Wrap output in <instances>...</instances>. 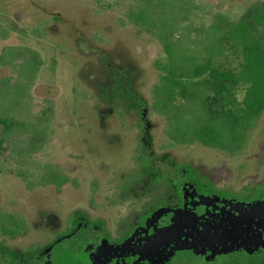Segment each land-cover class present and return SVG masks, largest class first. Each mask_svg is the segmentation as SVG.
Returning <instances> with one entry per match:
<instances>
[{"label": "rangeland", "instance_id": "1", "mask_svg": "<svg viewBox=\"0 0 264 264\" xmlns=\"http://www.w3.org/2000/svg\"><path fill=\"white\" fill-rule=\"evenodd\" d=\"M141 1L0 0V118L15 122L6 129L0 121V226L15 228L12 235L0 229V242L8 249L45 253L75 216L83 222L97 219L96 228L111 235L108 246L117 247L125 240L123 235L114 240L125 228V219L134 223L133 232L142 225L139 221L183 208L145 210L151 205L150 191L125 190L127 178L138 176L143 130L150 154L166 159L176 170L196 171L213 189L253 199L239 203L264 199V108L234 150L174 139L168 133L171 118L155 104L160 100L161 73L156 62H167V53L158 30L130 16ZM156 2L146 6L149 19L159 16ZM170 2L177 11L169 17V40L179 55H194L196 62L207 55L205 35L215 15L235 22L264 6V0ZM248 21L264 45V23L256 26L250 17ZM241 58L220 54L213 61L233 68ZM112 71L132 85L142 100L141 111L115 103L105 93L113 82ZM205 93L211 92L187 101L176 94L172 111L177 112V106L192 109ZM233 95L240 103L244 88L236 87ZM200 113L201 122L227 126L211 121L202 109ZM146 179L141 178L138 187L147 184ZM182 190L172 182L170 202L191 203ZM206 198L223 199L211 193ZM260 250L264 248L247 252L234 247L228 253ZM176 252L180 253L167 264H211L217 255L228 254L214 249L196 252L192 245ZM61 257L56 264L98 263L90 255H57Z\"/></svg>", "mask_w": 264, "mask_h": 264}, {"label": "trees", "instance_id": "2", "mask_svg": "<svg viewBox=\"0 0 264 264\" xmlns=\"http://www.w3.org/2000/svg\"><path fill=\"white\" fill-rule=\"evenodd\" d=\"M151 1L139 2L136 10L131 11L130 16L138 24L156 28L163 43V49L167 53V62H156L161 73L158 85L160 100L155 104H161L167 116L171 118L168 133L180 143L198 141L209 147L222 145L230 151L239 148L246 130L251 127L252 121L264 108V45L259 37L253 35V24L248 21L250 17L256 26L263 24L264 6L255 8L251 16L242 17L235 22H225L222 15H215L205 35L208 39L207 55L202 61L196 62L197 57L194 55L184 53L179 55L178 50L169 40L168 30L173 24L171 20L169 21V17L177 11L175 3H171L170 0L168 2L158 0L159 2L156 3L159 5V16L149 19L146 6ZM230 53L242 57L233 68H222L220 63L213 61V58L220 54L227 56ZM23 71L24 69L21 70ZM112 74L113 82L105 93L109 94V98L115 103H126L127 106L141 111L142 100L136 95L132 85L121 78L117 72L112 71ZM196 85L199 88L193 89ZM238 86L244 88V97L240 103L233 95L234 89ZM14 87L18 90V83ZM205 91L211 93H205V96L203 95V98L199 99L200 102L192 109L185 111V107L177 106V112L172 111L171 101L176 94L181 95L187 101L191 100L194 95L201 96ZM201 109L211 115V121L215 120L216 123H224L227 126L220 127V125L201 122ZM0 121L6 129L15 124L14 120L9 118H0ZM142 121L143 117H140V122ZM227 127L229 129H226ZM148 141L146 130H143L137 156L141 161L138 176L127 178L124 184L125 190L135 187L134 190L140 193L148 192L149 188L155 186L166 188L170 187L171 180L184 176L195 181L202 189L210 188L208 182L202 185V178L196 175V171L191 170L189 173L185 171L182 175L183 170H176L174 165L166 159L151 155L148 151ZM1 143L0 138V147ZM141 178H147L148 183L138 187L141 184ZM148 201L151 202V199ZM74 223L75 219L68 223L67 229L63 231L66 235L52 245L53 250L65 247L76 251L96 240L98 232L92 229L91 222L77 228H74ZM13 224L17 226L16 223ZM0 229L11 235L15 232V228H8L4 225H1ZM35 256L29 252H14L0 242V264H45L43 255L37 258ZM211 264H264V250L251 254L234 252L219 255Z\"/></svg>", "mask_w": 264, "mask_h": 264}, {"label": "flooded vegetation", "instance_id": "3", "mask_svg": "<svg viewBox=\"0 0 264 264\" xmlns=\"http://www.w3.org/2000/svg\"><path fill=\"white\" fill-rule=\"evenodd\" d=\"M181 173L183 175L185 170ZM174 174L176 173L174 172ZM172 182L181 186L183 195L191 203L179 206L174 201L170 202L173 196V192L170 191ZM205 184L207 182L202 179V185ZM157 188L161 194L156 197L153 196L158 191L155 193L154 188L148 189L151 195V205L145 207V210L165 206L183 208L166 211L156 219L139 221L142 225H139L133 232L131 231L135 227H133L134 223L125 219L123 221L125 228L120 230L119 235L114 239L118 242L120 241L119 237L123 235L125 240L117 247L108 246L106 240H109L111 235L104 228H101V231L96 228L97 219H88L83 222L75 216L74 228L91 222L92 229L98 232L96 240L85 244L76 251H71L65 247L60 250H53L52 245L66 235V233H62L57 240L50 244L47 252L37 254L35 257L43 255L45 264H56L58 263L57 260L60 262L63 258L58 259L57 255L61 254L64 256L68 254L71 257L90 255L98 262L97 264H167L182 252L174 250L175 245L180 243L195 245L196 249L218 250L228 243L243 244L245 247L264 242V230L260 227L259 222H262L258 220V213L252 212L251 215H248L244 207L252 206L237 202V200L250 202L253 199H243L236 193L220 192L211 187L202 189L195 181L186 176L171 180L170 187ZM163 191L166 192L163 193ZM208 193L220 195L223 199L206 198ZM227 197L233 201H228ZM161 201L165 204L159 203ZM254 207H264V203ZM66 229L67 225L63 231ZM186 252L193 255L189 251Z\"/></svg>", "mask_w": 264, "mask_h": 264}, {"label": "water", "instance_id": "4", "mask_svg": "<svg viewBox=\"0 0 264 264\" xmlns=\"http://www.w3.org/2000/svg\"><path fill=\"white\" fill-rule=\"evenodd\" d=\"M264 203V200H257V201H254V202H251V203H248L247 205L249 206H252V207H244L246 209V212L248 215H251L252 212L255 213L257 212L258 215H259V219L258 220H261L262 223H260L259 221V224H260V227L264 230V207H254L256 205H259V204H262ZM183 245V243H180V244H176L175 247H174V250L178 249L179 247H181ZM194 250L197 252H203V251H206L205 249L201 248V249H196L195 245H192ZM234 247L238 248V247H243V244H236L234 245V243H228V244H225L224 246H221L219 250L220 253H228L230 252ZM259 247H262L264 248V242L260 243V244H250L249 246H245L243 248L246 249L247 252H252L253 249H257Z\"/></svg>", "mask_w": 264, "mask_h": 264}]
</instances>
